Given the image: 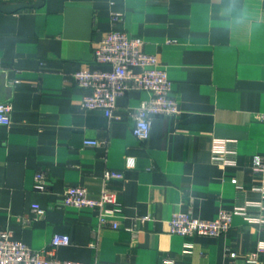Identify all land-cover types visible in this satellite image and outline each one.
<instances>
[{"label":"crops","instance_id":"obj_1","mask_svg":"<svg viewBox=\"0 0 264 264\" xmlns=\"http://www.w3.org/2000/svg\"><path fill=\"white\" fill-rule=\"evenodd\" d=\"M114 30L142 38L173 82L180 113L155 116L146 141L133 128L148 91L120 96L113 117L81 106L74 74L109 67L94 51ZM0 102V232L36 250L69 234L52 250L64 260L264 264V0H0ZM68 186L116 201L67 206ZM221 210L235 214L220 235L170 231L174 213Z\"/></svg>","mask_w":264,"mask_h":264},{"label":"built area","instance_id":"obj_2","mask_svg":"<svg viewBox=\"0 0 264 264\" xmlns=\"http://www.w3.org/2000/svg\"><path fill=\"white\" fill-rule=\"evenodd\" d=\"M120 16V14H118ZM144 40L140 37L128 36L123 31H110L98 43L94 51L95 60L108 68H80L74 77L78 84L88 90L81 100L84 109H100L108 117H113L117 108V100L130 90H145L150 96L143 99L134 114L136 124L134 135L146 141L150 138L153 119L157 115L176 116L180 113L179 103L174 95L173 82L167 71L161 67L158 57L143 50ZM12 105L0 102V124L12 123ZM264 121V113L259 114ZM98 140H85L86 145H99ZM218 159V157L216 158ZM106 178H121L123 174L108 171ZM38 183L46 184L42 172L36 175ZM113 194L104 192L98 198L92 197L82 186H68L63 192V203L75 207L102 208L107 202H115ZM38 216H44L46 209L39 204L33 205ZM235 212L221 210L211 220H204L189 213H174L169 220L170 231L180 235L217 236L232 227ZM105 212L100 214L101 224L111 222ZM117 226L116 221H112ZM71 243L69 234H54L51 248L36 250L28 244L14 240L10 232H0V264H103L100 262H82L64 260L54 257L52 250ZM235 256V253L231 254Z\"/></svg>","mask_w":264,"mask_h":264}]
</instances>
